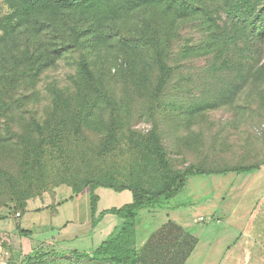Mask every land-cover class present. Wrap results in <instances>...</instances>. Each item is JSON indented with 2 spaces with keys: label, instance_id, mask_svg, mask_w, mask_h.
Listing matches in <instances>:
<instances>
[{
  "label": "rangeland",
  "instance_id": "1",
  "mask_svg": "<svg viewBox=\"0 0 264 264\" xmlns=\"http://www.w3.org/2000/svg\"><path fill=\"white\" fill-rule=\"evenodd\" d=\"M184 1L188 12L167 14L165 4L134 10L135 0H91L86 10H68L61 0H0V264H22L18 214L58 201L62 185L81 190L95 181L155 192L190 168L264 162V0ZM93 25L102 28L98 42L87 31ZM153 36L165 52L163 89L151 49L120 44ZM99 90L123 118L118 142L107 144L113 108ZM40 127L60 139V149L43 144ZM263 194L264 167L188 177L166 203L172 210L141 211V264H184L195 243L182 241L185 221L196 231L203 215ZM72 205L77 222L90 219L89 190ZM55 218L32 212L19 223L35 230L58 224Z\"/></svg>",
  "mask_w": 264,
  "mask_h": 264
},
{
  "label": "crops",
  "instance_id": "2",
  "mask_svg": "<svg viewBox=\"0 0 264 264\" xmlns=\"http://www.w3.org/2000/svg\"><path fill=\"white\" fill-rule=\"evenodd\" d=\"M261 169L249 172H258ZM95 193L99 196L98 213L120 208L133 201L132 193L127 190L116 192L100 188ZM80 194H75L71 187L62 185L55 190L53 196L58 197V201L29 208L19 214L15 227V251H20L23 255L41 248L58 252H93L122 223V219L107 215L93 227L91 212L90 219L84 223L77 222L72 203ZM102 196H105L104 200ZM236 200L243 204L237 202L233 206L229 203L227 209L220 214L218 211H211L208 215H203L205 226L196 231L189 226L190 221H185L186 224L182 225L184 231L195 239L194 249L185 264H264V194L253 198L238 196ZM247 201H252L253 204L248 207ZM170 209L172 207L167 210ZM45 211H51L56 218L61 217L58 224L47 223L34 230L19 223L27 214ZM20 229L28 235L20 234ZM13 247L12 245L11 248Z\"/></svg>",
  "mask_w": 264,
  "mask_h": 264
},
{
  "label": "trees",
  "instance_id": "3",
  "mask_svg": "<svg viewBox=\"0 0 264 264\" xmlns=\"http://www.w3.org/2000/svg\"><path fill=\"white\" fill-rule=\"evenodd\" d=\"M31 6H36L41 3L42 0H26ZM63 8L68 10H86L91 6V0H61ZM137 4L134 6L136 9H149L151 7H157L159 5L166 6V13L173 12H188L189 7L184 0H135ZM91 29L87 30L93 41H100L102 38V28L95 25L90 26ZM153 30L157 31V26L152 25ZM151 38H135L123 37L120 40V44H124L132 49H141L148 46L154 53V62L157 64L161 78L159 81L160 89H163L168 81L167 78V67L165 52L160 47L159 40ZM8 43V42H7ZM2 49V46H1ZM100 97L105 99L109 106L113 108V125L107 144L110 142H118L124 134L125 126L123 118L118 114L117 107L106 94H103L101 90L97 91ZM39 135L43 144L50 149H60V139L56 137L52 132L45 130L44 128H38ZM121 137V138H120ZM264 166V162L249 165L240 166L232 169L218 171V172H205L196 168H190L189 171L180 177H176L175 183L165 189L159 191H149L143 188L129 189L125 186H113V185H102L95 181H90L86 186L77 190L75 187L65 184L71 187L75 194H80L86 190L90 191L91 194V212H92V225L96 227L100 221L107 215H115L122 219V223L114 230V232L104 240L93 252H58L55 250H47L41 248L31 254L22 257V264L25 262H39L45 258H61L65 260L82 261L88 260L98 264H141V253L139 244L138 225L140 223L141 211L145 209H155L166 207V203L176 198L178 194L185 188L188 182V177L195 175H213V174H225V173H243L253 170H259ZM106 187L116 192L130 191L133 195L132 203L126 204L120 208H112L98 213V202L99 196L95 193L98 188ZM19 233L27 236L28 233L24 230H19ZM193 238L192 235L184 231L182 241ZM194 239V238H193ZM195 240V239H194ZM193 247L190 249L186 260L193 251ZM184 261V264L186 262ZM8 264H17L15 262H9ZM21 264V263H20Z\"/></svg>",
  "mask_w": 264,
  "mask_h": 264
},
{
  "label": "built area",
  "instance_id": "4",
  "mask_svg": "<svg viewBox=\"0 0 264 264\" xmlns=\"http://www.w3.org/2000/svg\"><path fill=\"white\" fill-rule=\"evenodd\" d=\"M18 216H19V214H18Z\"/></svg>",
  "mask_w": 264,
  "mask_h": 264
}]
</instances>
